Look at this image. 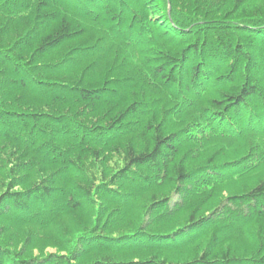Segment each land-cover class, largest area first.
Segmentation results:
<instances>
[{
  "label": "trees",
  "instance_id": "1",
  "mask_svg": "<svg viewBox=\"0 0 264 264\" xmlns=\"http://www.w3.org/2000/svg\"><path fill=\"white\" fill-rule=\"evenodd\" d=\"M0 264H264V0H0Z\"/></svg>",
  "mask_w": 264,
  "mask_h": 264
},
{
  "label": "rangeland",
  "instance_id": "2",
  "mask_svg": "<svg viewBox=\"0 0 264 264\" xmlns=\"http://www.w3.org/2000/svg\"><path fill=\"white\" fill-rule=\"evenodd\" d=\"M55 252H56L55 250L46 249L44 253L47 254V253H55ZM32 253H33V255H38V250H35Z\"/></svg>",
  "mask_w": 264,
  "mask_h": 264
}]
</instances>
